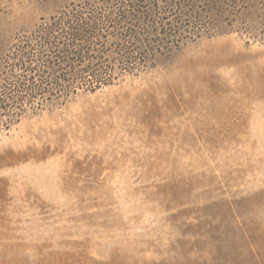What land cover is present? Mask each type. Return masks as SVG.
<instances>
[{"label": "rangeland", "instance_id": "rangeland-1", "mask_svg": "<svg viewBox=\"0 0 264 264\" xmlns=\"http://www.w3.org/2000/svg\"><path fill=\"white\" fill-rule=\"evenodd\" d=\"M92 1L0 0V58ZM180 4L157 66L0 133V264H264V0Z\"/></svg>", "mask_w": 264, "mask_h": 264}, {"label": "trees", "instance_id": "trees-1", "mask_svg": "<svg viewBox=\"0 0 264 264\" xmlns=\"http://www.w3.org/2000/svg\"><path fill=\"white\" fill-rule=\"evenodd\" d=\"M180 1L94 0L42 19L0 58V133L27 111L157 66L190 34L173 12ZM158 2L171 5L165 16L175 14L179 26L162 23Z\"/></svg>", "mask_w": 264, "mask_h": 264}]
</instances>
